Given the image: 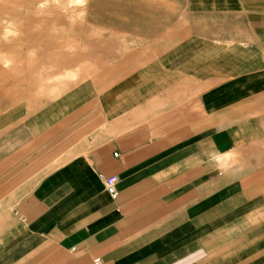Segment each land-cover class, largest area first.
I'll return each mask as SVG.
<instances>
[{"label": "crops", "instance_id": "obj_1", "mask_svg": "<svg viewBox=\"0 0 264 264\" xmlns=\"http://www.w3.org/2000/svg\"><path fill=\"white\" fill-rule=\"evenodd\" d=\"M183 1L177 14L175 0H142L150 9L144 32L167 26L182 36L153 43L152 63L144 59L121 78L122 89L142 82L148 90L136 111L141 120L132 124L126 111L62 165L0 183V264H264V233L240 239L241 198L209 189L217 173L230 176L220 166L236 152L234 121L225 116L232 103L221 99L264 89V73L241 72L256 59L264 66V41L263 55L254 45L264 28L253 37L245 22L264 0ZM221 25L239 26L237 37L223 42ZM232 70L237 89L226 90L221 77ZM65 76L42 93L78 79ZM111 175L116 197L106 189Z\"/></svg>", "mask_w": 264, "mask_h": 264}, {"label": "rangeland", "instance_id": "obj_2", "mask_svg": "<svg viewBox=\"0 0 264 264\" xmlns=\"http://www.w3.org/2000/svg\"><path fill=\"white\" fill-rule=\"evenodd\" d=\"M184 3L175 0L177 14L182 13ZM64 7L51 4L40 10L37 0H9L0 6V19H15L21 31L18 39L0 41V51L14 59L10 69L0 68L1 185L23 181L26 173L40 175L41 170L62 165L105 122H119L126 111L132 124L141 120L142 114L136 111L146 96L142 90H148L142 82L122 89L121 78L141 69L144 59L152 63L153 43L182 36L167 34V26L144 32L143 14L150 9L142 0H90L87 15L81 19H74ZM245 22L254 37V29L264 28V10L249 11ZM239 29L221 25L223 42L229 36L235 39ZM261 36L254 38L256 54L263 53ZM33 50L36 54L30 56ZM260 63L262 59H256L241 72H248L245 76L263 74ZM67 72L78 76L69 88L63 85L42 93L41 89L66 81ZM238 76L232 70L221 77L224 84L216 83L236 90L231 84ZM242 95L220 101L222 105L232 103L225 116L234 121L236 152L233 162L220 166L221 172L229 168L230 176L217 173L219 181L209 189L224 192L221 195L226 198H241L238 212L241 228H245L240 238L244 242L247 233H264V89Z\"/></svg>", "mask_w": 264, "mask_h": 264}, {"label": "clouds", "instance_id": "obj_3", "mask_svg": "<svg viewBox=\"0 0 264 264\" xmlns=\"http://www.w3.org/2000/svg\"><path fill=\"white\" fill-rule=\"evenodd\" d=\"M9 0H0V6L8 3ZM90 0H37V8L44 10L51 4H64V11L71 13L74 19H81L86 17L87 8ZM21 36L20 26L15 19H0V41L9 43L12 40L18 39ZM35 51H30V56H35ZM14 64V59L9 53L0 51V68L10 69ZM38 91H40L38 89ZM222 155V154H221ZM213 160L219 163V157L214 156Z\"/></svg>", "mask_w": 264, "mask_h": 264}, {"label": "built area", "instance_id": "obj_4", "mask_svg": "<svg viewBox=\"0 0 264 264\" xmlns=\"http://www.w3.org/2000/svg\"><path fill=\"white\" fill-rule=\"evenodd\" d=\"M105 183H106V189H107L108 193L112 197H116L118 194V191H117L118 176L111 175V176L107 177L105 179ZM93 264H103V263H102L100 258H96L94 260Z\"/></svg>", "mask_w": 264, "mask_h": 264}]
</instances>
